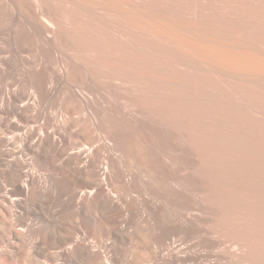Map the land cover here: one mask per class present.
<instances>
[{
    "label": "bare ground",
    "instance_id": "1",
    "mask_svg": "<svg viewBox=\"0 0 264 264\" xmlns=\"http://www.w3.org/2000/svg\"><path fill=\"white\" fill-rule=\"evenodd\" d=\"M66 1L73 6H88L93 12L100 8L126 14L130 25L138 24V29L143 26L146 30L148 39L143 33L145 38L142 40L139 33L144 48L157 52L162 59L183 70L202 74L205 80L216 81L222 86L220 90L216 86L215 91L200 92L201 96L213 98L215 104L218 102L216 106L222 104L230 112L244 114L250 121L248 124L264 123V0ZM0 2V16L15 24L7 29L6 37L0 43V264H39L35 258L44 254L42 250L39 256L47 245L58 250L54 251L55 255L51 253L52 257H46L55 264H120L119 248L131 245L141 235L149 241L147 257L145 252L144 257L153 264H239V256L242 262L244 258L239 255L242 253L223 251L221 240L206 226V229L201 227L200 223L206 221L202 220V214L201 218H198L199 214L197 217L192 215L186 204L183 206L187 209L183 208L189 212L174 209L178 197L175 199L170 194L182 193L175 186L179 170L173 154L185 148L178 142L172 117H152L146 109L148 100L157 99L158 95L153 93L148 97L143 87L127 77L125 83L122 65L126 63V55L121 53L120 61L113 59L111 65L118 64L110 84L101 83L89 74L95 67L92 55L83 62L73 54L61 51V22L55 16L46 15V8L43 11V7L17 0ZM117 27L112 30L120 40L125 30ZM125 33L128 36L130 32ZM122 96L123 99L126 97V104ZM162 96L164 102L170 95ZM183 107V111L187 109ZM230 112L228 114L232 115ZM75 113L80 118L75 119ZM107 113L109 118L114 116L116 121L126 124H123L126 131L112 127ZM203 117L206 122L208 116ZM260 127H257L258 131ZM156 136L165 140V143L161 140L164 143H161V150L167 153H164L165 157L157 155L156 147L161 144L153 145ZM138 138L139 144L135 143ZM205 157L208 160V156ZM161 180L167 184L162 191L159 190ZM32 207L45 208L47 213L48 209L59 212L62 222L56 224L58 218L54 225L51 224V238H47V231L33 224L35 220L26 217ZM41 218L46 225L51 223L47 216ZM27 219L33 225L28 224ZM69 220H73L71 224ZM32 235L42 236L46 244L40 249L37 247L39 257L36 255L35 258L33 254L39 240L33 241ZM92 236L98 241L92 242ZM194 237L195 248L191 246L194 242H188Z\"/></svg>",
    "mask_w": 264,
    "mask_h": 264
},
{
    "label": "rangeland",
    "instance_id": "2",
    "mask_svg": "<svg viewBox=\"0 0 264 264\" xmlns=\"http://www.w3.org/2000/svg\"><path fill=\"white\" fill-rule=\"evenodd\" d=\"M17 1L24 3V4H27L30 2L29 5L33 3L32 5H35V7L36 6L43 7L42 8L43 11L46 8L45 10L48 12V14L46 12V15H49V16L52 15V17L55 16L57 21L61 22V24L59 23L61 25V28H60L61 32H60V37H59V45H60L61 51H64L65 54H73L74 56L81 59L83 62H86L87 56L92 55V57L95 58V67L91 68V71L89 72V74L92 76V78H94L96 80L100 79L101 83L110 84L111 78H112V76L116 70V66L118 64V63L117 64L115 63L116 64L115 65L113 63V66H112L111 64L113 62V59H115V61H120L119 58L123 56L121 53H124V55H126V57H125L126 63H124L122 65L124 67L125 83H126V77H127L131 82L143 87L145 89V91L147 92L148 97H151V95L153 93H155V95H158L157 99L155 97L153 99L148 100V104L145 105L146 109L148 110V112L150 113V115L152 117L162 118V117L171 116L173 121H174V126L176 129L177 138L179 140L178 142L179 143L181 142V144L184 146L183 148H185L183 150L184 152L183 151L178 152V153H176L177 155L173 154L174 155L173 161L176 160V162H174V164L176 165L177 169L179 170V172L176 176L177 184H175V186L179 189V192L182 194L179 195V193H177L178 195H176V193L172 192L170 195H173L174 197L173 196L172 197L175 199L178 197L176 202L179 203L180 201L181 202L183 201V203H184L183 204L180 202L182 204V206H180V203L179 204L177 203L176 206L174 207V209L176 211L178 210V211H183V212H189L188 210H185V209L190 208V212L192 215L195 214L197 217L199 214L198 218L199 217L201 218L202 217L201 214H202L203 215L202 220H204V221L206 220V221H205V223H203V221L201 222L202 224L200 223L201 227H203L205 229L207 227V230L211 231L214 236L218 237L221 240V242L224 245L223 251L228 252L230 250V252L236 251L237 253H242L239 255H241L242 259L244 258L243 259L244 261L241 260L244 263L239 261L240 260V256H239V258H238L239 264H245V263L246 264H264V157H263L264 156V136H263L264 135V132H263L264 131V123L263 124L260 123L261 122L260 120L262 119L261 116H259V118H258V119L261 118L260 120L257 119L258 122L260 121L259 122L260 124L255 121V122H251V124H252L251 125V124H248V123H250V121L248 122L246 120V119H248V117L245 116L244 114L238 115V114H235L233 112H230L221 103L220 104L223 107H221L220 105H219L220 107L216 106V104L218 105V102L215 104L213 98L209 99V97H207V96H204V95L201 96L202 92L215 91V89L217 87H218L217 89H219L221 85L219 86L218 82L213 81V80L211 81L210 79H209V81H208V79L205 80L203 77L204 75L202 76V74H200L201 76H199L198 73H195V72L193 73L192 71L183 70V69L175 66L174 64L170 63L169 60H167L166 58L165 59L167 61L164 60V58L162 59L161 58L162 56L161 57H160V55L158 56L157 52H155V51L153 52L151 50L149 51L146 48H144L142 46V42H140L141 41L140 39H142V37L144 36L143 33L146 34L147 32H144L145 29H143V26H141V25H140L141 27L139 29L137 28L139 26L138 24L135 25V24L131 23L132 25H134V27L136 29L132 25H130V22L128 23L126 21V14H123L121 12L117 13L118 11L116 12L113 10L108 11L106 9L102 11V10H100V8H97L93 12L92 11L93 9L91 10L90 7H89V9L87 8L88 6L87 7L85 5L81 6L80 4L73 6L72 4H68V2L66 0H59V1L58 0H40V1L39 0H37V1L36 0H31V1L30 0H17ZM108 1L111 2V0H108ZM1 3L2 2H0V5H1ZM11 6H12V4H10V7ZM72 7L73 8L75 7L76 9L71 10ZM77 9L79 10V12H81L80 14H79V12H77L78 11ZM73 10H75V11H73ZM88 11H89V13H87ZM12 25L15 26V24L10 22L7 18H4V17L2 18L0 16V43H2L1 39L6 37L5 34L7 33V29L12 27ZM119 26H120V28L125 30V31H123L124 32L123 37L120 39L122 44H123V45L121 44L123 49L121 46H119L121 42L119 43L120 40L118 39V36H116L117 33L114 35L113 34V33H115L114 29L112 30V28H115V27L119 28ZM141 28L143 30H140ZM126 31H128V33L130 32L129 34L131 36L129 34L127 36V33H125ZM139 33H141L140 36L143 35L141 38L139 37ZM136 36L139 37L138 40H137ZM147 36H148V34L145 35V37H147ZM145 37H143L142 40H144ZM115 39L118 42L115 41ZM146 39H148V37ZM110 40H113L112 43ZM114 43L117 46H115ZM112 46H113V48H116V49H113ZM119 49L121 50V52ZM115 50H117V52ZM123 50H124V52H123ZM87 51H89V54H87L88 53ZM90 51L91 52L94 51V52L90 53ZM152 52H153V54H152ZM90 56L88 58H90ZM93 74H95V76H93ZM196 74H198V76ZM154 78H156L157 81H155ZM188 92L190 94H192V93L193 94L190 95ZM125 94H126V92H125ZM164 94L170 95L169 97L171 99L169 97H167L169 100L164 99L167 101V103H166V101L163 102V100H162V97L165 98L164 96H162ZM183 95H186V96L189 95V97L186 98V96L184 97ZM173 96H175V97H173ZM191 96L192 97L194 96L196 99L193 97L195 100H192L193 98ZM125 98L123 99V96H122V99H123L122 101H124ZM184 98H186V99H184ZM189 99H191V101ZM204 100L205 101L207 100V102H204ZM170 101H172V102H170ZM186 101H188V102H186ZM168 102L170 105L168 104ZM211 102H213V104ZM215 102H216V100H215ZM171 103H172V107H171ZM178 103H180V105H178ZM186 103L188 104V107H189V105H191V107L188 108L186 106L187 105ZM196 103L198 105H196ZM125 104H126V102H125ZM202 104H204V105H202ZM214 104H215L217 109L215 108ZM176 105H177V107H176ZM182 105L185 106V108L187 107L188 111L192 110L194 107L195 108L198 107L196 109L195 108L193 109L196 112L198 111V113H195L193 110L190 111L191 113H189V112H187V109H185L183 111L184 107ZM200 105H202V107ZM205 105H206L207 110L205 109ZM211 106H214V108H212ZM208 107H211L210 110ZM218 107H219V109H218ZM199 108H201V111L199 110ZM167 109L172 111V112L167 111ZM180 109H182V110H180ZM202 109H204L205 111L203 110V112H202ZM211 109L213 110V112L215 111L214 109L217 110V111H215L216 113L214 112V115H212L213 112ZM177 110L178 111L180 110L181 112L180 111L178 112ZM175 111H177V112H175ZM192 112H193V114H192ZM199 112H201V113H199ZM226 112H227V114H225ZM228 112H230V114H232V115H229ZM108 113H107V116L110 114V113L109 114ZM202 113H203V115H202ZM205 113H207V114H205ZM173 114H174V116H172ZM175 114H177V115H175ZM192 115H195V116H192ZM205 115L208 116V117H206V119H207L206 122L203 121L205 119L203 116H205ZM210 115H212V116H210ZM73 116L76 117L75 119L80 118V115L78 113H75ZM232 116L235 118H233ZM109 117L110 116H108L107 118H108V120L111 119V122H108V123L110 125L112 124L113 125L112 127H115L116 129H118V128L124 129L126 131V129H125L126 126L123 127L126 124L123 123L124 124L123 125L122 121L119 122V120L116 121V118H113L114 116H112L111 118H109ZM211 117H212V119H211ZM231 117H232V120H234L237 125L234 123V121L232 122V120L230 122ZM112 119L114 120L113 121L114 123L112 122ZM222 119L225 121H223ZM227 119L229 120L230 124L227 122L228 121ZM235 119H238L240 121L235 120ZM117 122L121 123V124H118ZM254 123H255V125L256 124H258V125L253 126ZM208 124L211 127H209ZM249 125H251V126H249ZM224 126H225V128H224ZM257 127L258 128L260 127L259 131H258ZM230 128H231V130H230ZM220 129H222V130H220ZM226 129H228V130H226ZM246 129H247V131L249 129V131L247 132ZM252 130H253V132H252ZM254 130H255V132H254ZM220 131H221V133H220ZM227 132L229 133V135L226 134ZM253 133H255V134H253ZM225 134L227 136H225ZM248 134H250V135L253 134V135L249 136ZM230 136H232V137L230 138ZM156 137H154L155 140L154 139L152 140L154 143L153 144L154 146H156V145L158 146L163 142L165 143L164 139H162L161 137H157V138ZM246 138L247 139L249 138V140L251 142L249 140H247ZM252 138H253V140H252ZM259 139L260 140L263 139V141H260ZM161 140H163V142ZM136 141L137 142H135V141H133V142L139 144V142H138L139 138L136 139ZM252 141L255 143V146H254V143ZM262 142H263V144H262ZM247 143H248V145H247ZM242 146H243V148L244 147L245 148L243 149ZM258 146H259V148H258ZM261 146L263 147V149ZM162 147H163L162 144L160 146L156 147L157 151H158L157 155L165 157V155L167 153H165L163 150H161ZM246 147H248V148H246ZM234 149L235 150L238 149V150L235 151ZM244 150H245V152H244ZM259 150H260V154H259ZM159 152H160V154H159ZM164 153H165V155H164ZM140 155L141 154H139V156ZM179 155H181V156H179ZM176 156L178 157V160L175 159V158H177ZM200 156H201V158H200ZM205 156H208V160H207V157H205ZM140 157L144 158V156H142V155ZM186 158H189V159H186ZM194 158H196V159H194ZM185 159L187 160V162H185L186 161ZM200 159L201 160L203 159V160L201 161ZM216 159H217V161H216ZM194 160H196L197 163L199 160V163L197 164ZM251 160H252V162H251ZM191 162H193V163H191ZM185 163H186V165H185ZM204 163H206V166ZM193 164H194V166H193ZM183 165L185 166V168ZM201 165H203L204 167H202ZM214 165H217V166H214ZM130 167L133 168L132 164H130ZM180 169H181V171H180ZM182 175L183 176L185 175V176L183 177ZM180 177L184 178V179H180ZM246 180L247 181L250 180L251 182L252 181L253 182L252 183L250 181L247 182ZM0 182H2V180H0ZM159 184H160L159 190L162 191L163 188H165L166 183L164 182V180H161L159 182ZM253 184H255V185H253ZM246 187H247V189H246ZM255 187H258V188H255ZM250 190H251V192H250ZM253 191H255V192L253 193ZM247 192H249V193H247ZM252 193L255 195H252ZM189 197L191 198V200L187 199ZM184 200H186V202ZM189 203H191V204H189ZM185 204L187 205L186 206L187 208L184 207ZM177 205H179L180 208ZM176 207H178L179 209H177ZM181 207L182 208L184 207L185 209L184 208L182 209ZM191 207H193V208H191ZM32 209H33V211H32ZM32 209H30L32 212L30 210L28 211L31 214L28 213L26 215V217L29 216L30 220L33 222L35 220V222L34 223L30 222V220L27 219L28 220L27 223L28 224L33 223V224H35V226L37 228L39 227L38 229L42 228V230L47 231V232L44 231L46 236L48 235L47 238L48 239L51 238V236H53V234H52L53 229L51 227V224L54 225L56 223V220H58V218H59V220L57 221L56 224H59L58 222H60V220H61V218H60L61 216H59V214H57L58 211L56 212L55 209L54 210L48 209V213H47V211H46L47 209L42 208V207L41 208H36V207L33 208L32 207ZM34 209L36 210L37 213L35 212ZM40 209H43V210H40ZM44 211L46 212V214ZM53 213H55V214H53ZM35 214H37V215H35ZM30 215L34 216V217H31ZM42 215L47 216L48 221L49 220L51 221V223L49 225L47 223L48 227L50 226L49 228H47L46 222H44V221L41 222L43 220L41 218ZM50 215H54V216L56 215L55 216L56 218L54 216H50ZM35 217L37 219H35ZM51 217H53V218H51ZM206 217L210 218V219L207 220V219H205ZM38 218H40V220ZM37 220H39V222ZM72 221L69 220L68 223L70 222V224H71ZM61 222H62V220H61ZM211 223H213V224H211ZM33 224H31V225H33ZM45 226H46V229H45ZM50 228L52 230H48ZM50 231H52V233ZM47 233H49V234H47ZM219 234L221 236H219ZM233 234H235V236ZM236 234H238V235H236ZM239 234L241 237L243 236L242 237L243 241H241L242 239L239 236ZM32 236H34V235H32ZM35 236H34L35 238L33 237V239H34L33 241H36L35 239H37V238H38L37 241L38 240L39 241H38V243H36V253L33 254L34 256L32 255L34 258L36 257V255L38 256L37 253H39V251H40V250L38 251V249H40V247L42 248V247L46 246V244L42 241L43 240L42 236H41V238L39 237V235H35ZM142 236L143 235L139 236V238L136 239L137 241L134 240L136 242L133 241L131 243V245L128 243H127L128 245L126 244L127 246L123 245V247H126L125 249L122 246L120 247L121 249L119 248L118 251L122 254L119 255V252L117 253L118 254L117 258H119V261H120V262L118 261V263L124 264L126 262V264H131L133 262L132 264H134V262H135L137 264V262H139V261L140 262L138 264H146V262H147V264L152 263L149 259L146 258L147 253H148V250H146V249H147V247H149V246H147L149 244V241L146 238H144V237H146L145 235H144V237H142ZM92 237L94 238L93 240L91 238L92 242H94L96 240L98 241V239H96L97 237H95V236H92ZM98 238L100 239V237H98ZM143 239L145 240L146 243L144 241L141 242ZM40 240H41V242H40ZM42 242L45 245H43ZM188 242H190L189 244L194 242L191 246H193L195 248V246H194V244H196V238L195 237L191 238L190 241L188 240ZM140 243H143V244L141 245ZM40 244H42L43 246H40ZM37 245H39V246H37ZM47 246L45 248L49 247V246L48 247ZM37 247H38V249H37ZM45 248H42L40 251L41 254H39V256H41L42 253L44 252V254H43L44 256L42 255L39 259L37 257L35 259L39 262V264L40 263L41 264L42 263L43 264H55V262L53 263L50 260L48 261L46 259V257L47 258H49V256L52 257V255H55L53 253H56L58 250H56V249L53 250L54 248L51 246L49 247V249L45 250ZM142 249H144V251ZM225 249H227V250H225ZM42 250H43V252H42ZM241 250H244V251H241ZM25 251L27 252V250H25ZM54 251H56V252H54ZM193 251H194V249H193ZM28 252H29V250H28ZM243 252H245V253H243ZM46 253H48V254H46ZM51 253H52V255H51ZM124 253H125V255H124ZM138 254H140V255L142 254L141 255L142 257H144V254H145L146 257H144V258H146V259L142 258L141 256L139 257ZM122 255H124V256H122ZM243 255H245V256H243ZM43 257L46 261H44V259H42ZM138 257L140 260L139 261L137 260V262H136L135 259L136 258L138 259ZM121 258H123V259H121ZM124 258L126 261L124 260ZM133 258L135 261L133 260ZM184 264H188V263H184Z\"/></svg>",
    "mask_w": 264,
    "mask_h": 264
}]
</instances>
